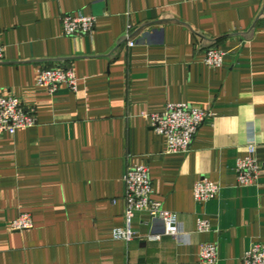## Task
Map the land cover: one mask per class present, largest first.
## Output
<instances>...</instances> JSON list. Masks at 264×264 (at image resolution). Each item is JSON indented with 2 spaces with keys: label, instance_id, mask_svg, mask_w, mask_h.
Listing matches in <instances>:
<instances>
[{
  "label": "crops",
  "instance_id": "obj_1",
  "mask_svg": "<svg viewBox=\"0 0 264 264\" xmlns=\"http://www.w3.org/2000/svg\"><path fill=\"white\" fill-rule=\"evenodd\" d=\"M66 15L95 17L94 31L65 36ZM212 46L220 68L203 62ZM0 47V93L37 118L0 133V264H204L208 243L214 264H241L264 243V0H0ZM41 68L72 70L76 92L36 86ZM168 104L209 113L187 153H168L143 115ZM248 139L261 168L255 184L239 186ZM136 164L176 214L177 238L148 240L162 225L141 224V214L133 240L112 238L124 226V173ZM200 180L220 187L215 199L194 201ZM21 214L32 228L11 231ZM198 219L208 232H196Z\"/></svg>",
  "mask_w": 264,
  "mask_h": 264
},
{
  "label": "built area",
  "instance_id": "obj_2",
  "mask_svg": "<svg viewBox=\"0 0 264 264\" xmlns=\"http://www.w3.org/2000/svg\"><path fill=\"white\" fill-rule=\"evenodd\" d=\"M96 19L93 16H62L61 24L63 33L67 37L90 35L95 29ZM132 27L125 31V40L128 47H133L131 40ZM223 52L216 46L209 47L205 52L204 64L211 68H220L223 64ZM3 61V48L0 47V62ZM36 86L46 88L54 93L60 87H65L75 93L77 90V78L72 70L59 68L37 71ZM149 119L151 129L163 136L167 144V152L171 154L187 153L190 150L193 139L209 113L205 110L191 108L186 104H168L165 110L158 114H143ZM37 126L36 115L27 110L23 103L12 96H4L0 93V133L14 135L21 129H30ZM256 143L254 139H248L246 144V156L236 162V182L239 186H251L255 184L260 173V165L254 157ZM124 226L115 229L112 233L114 240L125 243L130 242L136 236L133 228L137 214L146 216L147 221L141 224L152 225L160 222L162 235H150L148 240L156 241L161 236L177 238L180 234V225L175 213L164 211L161 203L153 198L154 192L146 164L127 166L124 177ZM220 187L207 180L196 182L193 187V198L197 204H203L217 197ZM33 226L28 214H21L9 224L11 231L29 230ZM210 230L207 220L196 221V232L206 233ZM218 247L216 244H202L199 250V261L204 264H214L217 261ZM241 264H264V243L253 244L243 255Z\"/></svg>",
  "mask_w": 264,
  "mask_h": 264
},
{
  "label": "water",
  "instance_id": "obj_3",
  "mask_svg": "<svg viewBox=\"0 0 264 264\" xmlns=\"http://www.w3.org/2000/svg\"><path fill=\"white\" fill-rule=\"evenodd\" d=\"M102 8H103V4L102 3H96L93 6V9H94L93 15L94 16H100Z\"/></svg>",
  "mask_w": 264,
  "mask_h": 264
}]
</instances>
